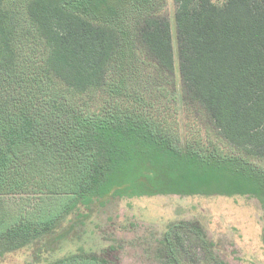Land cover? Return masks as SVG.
I'll return each mask as SVG.
<instances>
[{
	"label": "trees",
	"instance_id": "1",
	"mask_svg": "<svg viewBox=\"0 0 264 264\" xmlns=\"http://www.w3.org/2000/svg\"><path fill=\"white\" fill-rule=\"evenodd\" d=\"M174 1L181 101L232 153L182 147L149 101L176 73L164 0H0V243L28 242L109 194L264 200V0ZM45 162L66 197L6 219L1 196Z\"/></svg>",
	"mask_w": 264,
	"mask_h": 264
},
{
	"label": "rangeland",
	"instance_id": "2",
	"mask_svg": "<svg viewBox=\"0 0 264 264\" xmlns=\"http://www.w3.org/2000/svg\"><path fill=\"white\" fill-rule=\"evenodd\" d=\"M175 11V1L164 0L161 12L171 22L175 77L170 83L157 81L158 88L147 92L149 101L158 115L166 117L182 147L199 141L206 148L216 145L232 153L204 113L188 112L183 106ZM146 69L152 70L141 71ZM143 74L135 81L137 88L144 84ZM45 166L47 171L17 192L1 196L6 219L19 216L27 222L25 217L48 213L66 197L55 184L56 170L48 162ZM92 255L103 264H264V200L252 195L109 194L93 205L79 202L54 229L28 242L0 243V264H54L67 259L66 264H96L85 260Z\"/></svg>",
	"mask_w": 264,
	"mask_h": 264
}]
</instances>
